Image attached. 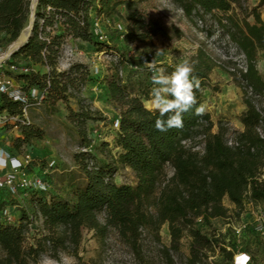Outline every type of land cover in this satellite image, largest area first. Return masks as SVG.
Segmentation results:
<instances>
[{
  "label": "trees",
  "instance_id": "1",
  "mask_svg": "<svg viewBox=\"0 0 264 264\" xmlns=\"http://www.w3.org/2000/svg\"><path fill=\"white\" fill-rule=\"evenodd\" d=\"M142 1L38 0L30 37L6 60V71L9 72L11 65H17L23 69L17 72V77L23 79L26 90L36 85L49 97L68 98L69 94L75 95L74 91L81 89L84 79L81 74L88 69L85 64L74 62L68 69L58 70L66 37L93 42L100 50L116 55L117 59L111 61L113 73L108 80V89L120 106L116 143L121 150L118 156L108 154L105 160H99L92 153L94 144L88 137L85 123L94 116L91 108L79 100L81 109L72 111L71 120L80 130L82 146L88 148L76 155L86 181L74 189L73 198L31 191L33 204L43 217L47 232L27 244L26 234L31 222L27 213L19 226L6 220L1 222L0 264H33L46 251L58 255L61 250L76 249L81 242L83 225L102 237L113 229L122 241L137 249L144 230L159 239L160 228L165 223H168L171 235L170 246L164 247L168 261L173 262L171 250L180 248L184 236L191 237L192 263L204 250L212 248L234 259L235 252L226 235L218 229L211 234L203 231L202 224H210L214 218L229 217V208L224 203L226 198L239 210L244 208L246 201L264 202V137L258 132V127L264 124V116L248 98L247 110L241 115L245 128L235 133L238 145L231 146L222 124L213 131L214 122L209 113L193 114L195 107L201 105L202 85L215 66L212 58L200 50L193 63L194 76L200 81L199 89L195 90L197 105L183 114V127L157 131L155 120L159 113L145 106L143 96L132 94L120 76L122 65L128 62L125 54L108 39L98 38L91 28L92 8L99 15L111 14L118 12V5L124 3L127 13L123 18L127 27L120 32L124 41L145 42L157 35L181 36L182 32L176 26L148 17L139 7ZM172 1L189 16L214 15L216 12L225 16V20H221L222 27L248 59V71L243 78L264 97V79L256 66L257 53L264 49V22L257 11L258 6L248 12L244 0ZM263 4L264 0H261L259 6ZM30 5L31 0H0V49L3 33L9 35L10 41L19 37L28 21ZM250 13L255 15L256 22L248 19ZM130 63L136 67L133 70L143 69L152 75L142 58ZM37 64L48 66L49 70H36L34 65ZM144 97L150 99V92L146 91ZM4 110L22 114L23 103L0 93V113ZM20 126L23 140L30 141L36 130L28 124L21 123ZM186 139L194 145L203 144V149L186 146L183 143ZM120 166L130 168L135 181L116 182L114 176ZM168 166L173 169L172 175L167 172Z\"/></svg>",
  "mask_w": 264,
  "mask_h": 264
},
{
  "label": "rangeland",
  "instance_id": "2",
  "mask_svg": "<svg viewBox=\"0 0 264 264\" xmlns=\"http://www.w3.org/2000/svg\"><path fill=\"white\" fill-rule=\"evenodd\" d=\"M260 1L244 0V5L248 12L258 6L257 11L264 20V4L259 6ZM139 7L148 17L179 28L181 36L157 35L145 42L128 43L120 36V32L127 27L123 18L127 13L124 3L118 5V12L99 15L92 8L91 13V22L93 16L99 18L102 33L128 60L120 71L128 90L132 94L143 96L145 106L153 110L152 75L143 69L133 70L136 67L131 66V60L142 58L146 65L154 61L165 69L166 74H171L175 66L184 59L193 64L198 52L203 50L212 58L215 66L202 85L201 105L214 122L213 131H217L222 124L226 128V136L235 137L237 131L245 128L241 115L247 110V99L250 97L245 91L243 79L232 69L241 49L232 42L228 32L222 27L221 20H225V16L220 12L214 15L204 13L201 16H189L172 0H144ZM236 8L242 16L241 10ZM248 19L256 21L253 13H250ZM16 40L10 41L9 35L3 33L0 55L7 52ZM66 41L80 50L72 60L85 64L88 69L84 75L81 74L84 78L81 89L74 91L75 95L69 94L68 98L54 99L44 89L32 86L31 97L23 103L22 114L9 113L7 110L0 113V145L10 148L20 158L24 154H30L31 160L26 171L31 178L40 177L47 181L49 187L44 195L62 194L73 198L74 189L82 186L86 177L76 159L77 153L85 147L81 144L80 130L71 120L72 111H80L79 100L91 108L94 118L86 120L85 126L88 137L94 144L92 153L99 160H105L108 159V154L118 156L121 150L116 143L120 128V106L113 100L108 89V80L113 73L111 61L115 60L112 53L100 50L93 42L81 38L68 36ZM256 66L264 79V49L257 53ZM58 67L60 68L59 62ZM34 68L42 72L49 70L48 66L40 64L34 65ZM17 72H13L15 80L24 86L23 79L17 77ZM146 91L150 92V99L144 97ZM258 103L261 105L263 102ZM21 123L31 125L36 130L28 142L23 140ZM4 171L0 170V173ZM167 172L172 175L173 169L168 166ZM114 178L118 183L133 182L135 174L130 168L120 166ZM32 197L31 191L27 194L19 192L8 195L7 191L0 189V223L5 220L1 214L2 208L11 210L15 222L10 224L17 226L27 213L31 220L26 234L27 244L33 243L35 238L47 232L43 227V217L37 212ZM224 203L229 208V217L214 218L210 224H202L203 231L211 234L219 230L226 235L227 242L232 244L233 252L247 251L252 256L249 264H264V234L255 228L259 226L261 212H264V202L246 201L242 210L227 198ZM237 229H241L238 234L235 232ZM81 235L78 248L61 250L58 255L46 251L33 264H234V259L216 248L204 250L195 263H192L190 236L181 239L178 250H171L173 262L168 261L164 252V247L171 243L168 223L160 228L159 239L154 233L144 230L137 249L122 241L113 229L102 237L94 229L83 225Z\"/></svg>",
  "mask_w": 264,
  "mask_h": 264
},
{
  "label": "built area",
  "instance_id": "3",
  "mask_svg": "<svg viewBox=\"0 0 264 264\" xmlns=\"http://www.w3.org/2000/svg\"><path fill=\"white\" fill-rule=\"evenodd\" d=\"M92 30L96 34L98 38L101 40H107V37L102 33V30L100 29V20L97 18V16H93L92 20ZM123 31V30H122ZM239 50V48H237ZM78 51L75 47L72 45H69L67 41L63 44L62 52L59 57V65L60 70L61 69H68L75 61L72 59L78 54ZM6 55V52L3 55H0V93L7 94L10 98H12L15 101H20L22 103L27 102L32 94V90H26L24 86L21 84H18L15 80V77L13 75V72L20 71L23 69H19L17 65H11L9 67V72L5 69V62L7 59L10 58L8 56L5 60H2ZM113 55V54H112ZM113 59H117L116 55H113ZM233 71H236L239 76L244 81L245 91L247 93V96L250 97L252 102L257 106L260 113L264 116V97L256 93L251 85L247 83V81L243 78V74H245L248 71V59L246 54L241 50L240 54L235 60V63L233 65ZM25 71L27 69H24ZM153 74V73H152ZM258 102H263L261 105H259ZM258 132L261 135V137H264V124H261L258 127ZM183 143L186 146L193 145L194 149L196 150H202L203 145L197 144L194 145L193 142L190 139L183 140ZM228 144L231 146L238 145V142L234 137L228 138ZM88 148H84L83 150H87ZM0 151H2L4 155V159L6 161V164L4 166H0V170H5L4 172L0 173V189H5L9 194L15 195L19 192L28 193L33 190H40V191H47L48 190V183L43 178H31L27 171V165L30 163L31 157L30 154H24L21 158L12 153L10 150H6L2 147H0ZM11 158H16L19 161V165L15 166L12 162ZM40 183H43L44 187L41 188L39 186ZM1 214L3 215L4 219L6 221L15 222V218L11 212V210L7 207L3 208L1 210ZM260 221L259 226H255L256 230L260 233L264 234V212H261L260 214ZM237 234L241 232V229H237L235 231ZM251 255L247 251L238 252L234 255V264H249L251 262Z\"/></svg>",
  "mask_w": 264,
  "mask_h": 264
},
{
  "label": "clouds",
  "instance_id": "4",
  "mask_svg": "<svg viewBox=\"0 0 264 264\" xmlns=\"http://www.w3.org/2000/svg\"><path fill=\"white\" fill-rule=\"evenodd\" d=\"M147 67L153 73L151 80L155 85L152 94L153 110L159 113L155 120V128L160 132H167L172 128H181L184 124L183 114L189 112L197 105L195 90L199 89L200 81L194 76V66L184 59L175 66L171 74H166L163 67L158 66L154 61L148 63ZM204 107H195L194 115L204 114ZM4 153L0 151V166H4L6 161ZM15 166L19 165L16 158H11ZM41 188L44 187L40 183Z\"/></svg>",
  "mask_w": 264,
  "mask_h": 264
},
{
  "label": "water",
  "instance_id": "5",
  "mask_svg": "<svg viewBox=\"0 0 264 264\" xmlns=\"http://www.w3.org/2000/svg\"><path fill=\"white\" fill-rule=\"evenodd\" d=\"M34 2V3H32ZM38 3V0H31L30 5V26L28 29L25 27L22 29L19 37L17 38L16 42L8 49L6 52L5 57L2 60H5L8 56L12 55L14 52H16L30 37V34L33 29L34 21H35V11H36V5Z\"/></svg>",
  "mask_w": 264,
  "mask_h": 264
},
{
  "label": "crops",
  "instance_id": "6",
  "mask_svg": "<svg viewBox=\"0 0 264 264\" xmlns=\"http://www.w3.org/2000/svg\"><path fill=\"white\" fill-rule=\"evenodd\" d=\"M263 20V19H262ZM252 22V21H251ZM254 22H256V21H254ZM254 22H252V23H254ZM263 22H264V20H263ZM244 128H242V130H243ZM0 147H2V148H4V149H6V150H10V148H7V147H4V146H2V145H0Z\"/></svg>",
  "mask_w": 264,
  "mask_h": 264
},
{
  "label": "bare ground",
  "instance_id": "7",
  "mask_svg": "<svg viewBox=\"0 0 264 264\" xmlns=\"http://www.w3.org/2000/svg\"><path fill=\"white\" fill-rule=\"evenodd\" d=\"M32 3H34V2H32ZM29 26H30V19H29V21H28V23H27V25L25 26V28L26 29H28L29 28ZM16 42V41H15ZM12 45V44H11Z\"/></svg>",
  "mask_w": 264,
  "mask_h": 264
}]
</instances>
